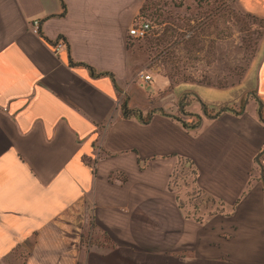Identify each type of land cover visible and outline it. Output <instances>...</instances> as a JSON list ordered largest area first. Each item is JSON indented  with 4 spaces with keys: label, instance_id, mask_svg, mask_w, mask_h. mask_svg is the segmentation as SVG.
<instances>
[{
    "label": "crops",
    "instance_id": "crops-1",
    "mask_svg": "<svg viewBox=\"0 0 264 264\" xmlns=\"http://www.w3.org/2000/svg\"><path fill=\"white\" fill-rule=\"evenodd\" d=\"M143 1L0 0V264H264V27L239 82L172 83L127 35Z\"/></svg>",
    "mask_w": 264,
    "mask_h": 264
},
{
    "label": "rangeland",
    "instance_id": "rangeland-1",
    "mask_svg": "<svg viewBox=\"0 0 264 264\" xmlns=\"http://www.w3.org/2000/svg\"><path fill=\"white\" fill-rule=\"evenodd\" d=\"M137 19L147 20L150 31L143 39L131 40L132 44L148 72L172 83L227 86L239 82L263 33V23L237 9L234 0H144ZM191 179L187 164L179 160L170 184L178 196L199 205L202 198L195 196ZM209 207L198 206L200 211ZM90 243L113 246L107 238H93Z\"/></svg>",
    "mask_w": 264,
    "mask_h": 264
},
{
    "label": "built area",
    "instance_id": "built-area-1",
    "mask_svg": "<svg viewBox=\"0 0 264 264\" xmlns=\"http://www.w3.org/2000/svg\"><path fill=\"white\" fill-rule=\"evenodd\" d=\"M31 31L35 34L39 33V20L33 19L31 22ZM150 31V25L147 20H138L135 19L127 29V35L132 40H140L147 36ZM63 46V42L61 40H57L53 45V50L56 52ZM143 80H150V76L148 74H142Z\"/></svg>",
    "mask_w": 264,
    "mask_h": 264
},
{
    "label": "trees",
    "instance_id": "trees-1",
    "mask_svg": "<svg viewBox=\"0 0 264 264\" xmlns=\"http://www.w3.org/2000/svg\"><path fill=\"white\" fill-rule=\"evenodd\" d=\"M61 6H62V10H61V12H60L58 15H62L63 12H64V5H63L62 3H61ZM141 7H142V6H141ZM140 12H141V8H140V10H139V13H140ZM138 15H139V14H138ZM245 15H247V16L253 18V19H256V20H258V21H260V22H262V23H263V27H264V22H263L262 20H260V19H258V18H256V17H254V16H250V15H248V14H245ZM137 18H138V16H137ZM261 36H262V34H261ZM55 43H56V42H54L53 45H54ZM216 87H225V86L219 85V86H216ZM121 106H122V108H123L122 113H123V115H124L126 118L131 117V116H136V117L140 118L139 112H138L137 110H130V109H128V108H125L124 103H122ZM140 119H141V118H140ZM141 120H143V119H141ZM185 161H186V163L189 165L192 174L195 176V169H194L193 167H191L192 164H191L188 160H185Z\"/></svg>",
    "mask_w": 264,
    "mask_h": 264
},
{
    "label": "water",
    "instance_id": "water-1",
    "mask_svg": "<svg viewBox=\"0 0 264 264\" xmlns=\"http://www.w3.org/2000/svg\"><path fill=\"white\" fill-rule=\"evenodd\" d=\"M260 171L262 172V167H260Z\"/></svg>",
    "mask_w": 264,
    "mask_h": 264
}]
</instances>
